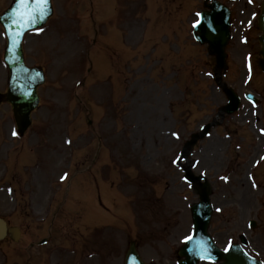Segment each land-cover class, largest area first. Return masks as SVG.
Returning a JSON list of instances; mask_svg holds the SVG:
<instances>
[{
    "label": "rangeland",
    "instance_id": "374dc122",
    "mask_svg": "<svg viewBox=\"0 0 264 264\" xmlns=\"http://www.w3.org/2000/svg\"><path fill=\"white\" fill-rule=\"evenodd\" d=\"M176 1H182L184 10L177 25L169 20L167 26L173 11L170 0H54L53 19L26 37L27 63L44 68L47 81L39 90L41 105L34 114V127L23 139L16 135L11 106L5 103L0 107V125L4 119L0 131V216L10 226L28 223L41 229L38 223L54 219L55 208L61 203L67 201L74 210L71 204L89 192L96 197L93 207L97 205V187L102 186L100 189L111 196L107 204L111 214L118 217L110 216V223L120 224V233L111 234L116 239L110 264H123L133 236L139 238L148 261L177 264L176 253L193 231L190 206L198 202V196L184 180L185 162L172 161L181 158L191 135L209 122L227 99L214 86L213 59L194 39L193 25L203 0ZM248 1L254 5L249 6ZM11 2L0 0V13ZM260 3L241 0L235 6L236 17L245 14L247 19L252 11L257 13ZM258 34L252 33L246 46L238 33L228 51L225 80L242 98L255 88L250 76L260 78L264 85V74L256 67ZM155 42L161 46L160 52H154ZM5 46L0 27L3 93L8 82ZM173 76L176 83H172ZM183 88L192 89L185 93ZM257 95L262 96L261 91ZM259 111L252 113L244 100L241 112L212 130L187 157L194 163L195 174H204L212 183L211 231L220 248L245 236L252 242L250 253L264 261V164H260L264 111L260 119L256 117ZM35 154L43 162L36 168L31 166ZM8 157H16L9 168ZM58 160L63 163L56 169ZM93 160L91 168L98 180L90 182L83 170ZM65 174H71L68 186L85 179L75 184V189L69 186L72 194L66 192ZM137 176L140 187L134 186ZM135 201L141 208L134 206ZM133 211L148 222L140 221L138 214L131 215ZM251 220L258 223L254 231L249 228ZM57 223L61 228L53 230L70 236L71 226L66 227L60 217ZM6 242L0 243V264H23L19 245L14 248ZM66 250L58 248L57 253L64 256Z\"/></svg>",
    "mask_w": 264,
    "mask_h": 264
},
{
    "label": "water",
    "instance_id": "95a60500",
    "mask_svg": "<svg viewBox=\"0 0 264 264\" xmlns=\"http://www.w3.org/2000/svg\"><path fill=\"white\" fill-rule=\"evenodd\" d=\"M39 8L43 9V15H37L33 23H28V14ZM212 12L205 14L203 23L198 27L201 42L208 41L217 49L214 51L218 55L219 67L224 65L223 49L229 39V13L218 4L211 5ZM53 14L51 0L47 4L39 5L37 0H15L10 9L0 16V23L4 26L8 45L5 51V63L10 72L8 100L14 107V115L19 131L23 133L30 125V113L38 106L39 97L37 88L45 81L44 73L37 68H27L24 62L22 42L25 34L34 29L43 27ZM23 16V20L20 17ZM17 21L19 23H17ZM260 29L263 35L260 37L262 59L259 61L260 67L264 70V0L259 18ZM211 25V28H209ZM214 29V31L212 30ZM231 104L227 110L229 113L238 109L237 97L228 92ZM193 180V178L191 177ZM208 189H201V202L192 207L194 218V238L186 244L180 255L186 260L181 264H197L200 260L197 252V242H203L208 251L207 260L221 261L223 253L214 245L207 234L212 209L208 199ZM5 233V224L0 220V239ZM232 251L236 254L237 264H254L244 255L239 247H234ZM224 261V260H223ZM125 264H145L138 255L135 244L129 249Z\"/></svg>",
    "mask_w": 264,
    "mask_h": 264
},
{
    "label": "snow or ice",
    "instance_id": "6c2138e0",
    "mask_svg": "<svg viewBox=\"0 0 264 264\" xmlns=\"http://www.w3.org/2000/svg\"><path fill=\"white\" fill-rule=\"evenodd\" d=\"M37 3L39 5H45L47 4V0H37ZM37 15L42 16L43 15V9L39 8L38 10L34 11L33 13L28 14V23L31 24L34 22V20L36 19ZM199 15V14H197ZM23 16L20 17L21 20H23ZM17 23H19L17 21ZM200 21H196V23L194 24V26H196V24H199ZM209 28H211V25H209ZM214 31V29H212ZM174 136L178 137V134L173 133ZM180 157H177L176 159H174L172 161V163H178L179 162ZM66 178V174L64 177H62V179ZM194 238L193 235H189L186 236L184 238L185 243L190 242L192 239ZM223 253V260H224V264H237V257L236 254L231 250V242H229V245H227L224 249L221 250ZM197 252H198V256L200 259H205L208 257V251H207V247L203 242H197Z\"/></svg>",
    "mask_w": 264,
    "mask_h": 264
},
{
    "label": "flooded vegetation",
    "instance_id": "af4514ba",
    "mask_svg": "<svg viewBox=\"0 0 264 264\" xmlns=\"http://www.w3.org/2000/svg\"><path fill=\"white\" fill-rule=\"evenodd\" d=\"M27 262H26V264H32L31 262H30V260H29V256H28V258H27ZM58 260V259H57Z\"/></svg>",
    "mask_w": 264,
    "mask_h": 264
}]
</instances>
